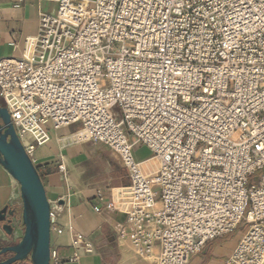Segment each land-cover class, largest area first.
<instances>
[{"label": "built area", "instance_id": "2783aa9c", "mask_svg": "<svg viewBox=\"0 0 264 264\" xmlns=\"http://www.w3.org/2000/svg\"><path fill=\"white\" fill-rule=\"evenodd\" d=\"M41 1L56 7L24 56L0 57V106L31 159L48 126L78 125L71 143L107 146L128 170L94 209L125 216L138 254L190 264L244 225L224 264H264V175L249 181L264 168V0ZM73 245L71 260L94 252L82 233Z\"/></svg>", "mask_w": 264, "mask_h": 264}, {"label": "crops", "instance_id": "0c3cea01", "mask_svg": "<svg viewBox=\"0 0 264 264\" xmlns=\"http://www.w3.org/2000/svg\"><path fill=\"white\" fill-rule=\"evenodd\" d=\"M54 7L55 4L41 0H0V57H23L26 37L37 34L40 11ZM48 128L50 140L35 148L33 161L56 211L52 219L51 249L58 259L52 258L50 264H156L153 257L138 254L131 241L120 235L126 221L124 215L107 209L99 213L94 209L96 204L111 203L118 188L130 183L122 158L101 144L71 143L68 136L77 127ZM152 156L142 160L143 167L155 164V159L148 160ZM60 165L65 169L61 170ZM99 194L103 200L97 199ZM23 207L19 185L16 186L13 176L0 162V214L7 210L6 220H0V248L16 244L23 237ZM12 211L14 215L10 214ZM10 219L12 234L4 229ZM77 233L93 243L94 252L83 253L75 261L71 257ZM227 237L208 241L191 257L190 264H224L237 245Z\"/></svg>", "mask_w": 264, "mask_h": 264}, {"label": "water", "instance_id": "95a60500", "mask_svg": "<svg viewBox=\"0 0 264 264\" xmlns=\"http://www.w3.org/2000/svg\"><path fill=\"white\" fill-rule=\"evenodd\" d=\"M0 162L19 184L23 199L24 235L13 245L0 248V264H15L31 256L33 264H50L51 204L37 166L26 152L11 120L8 109L0 106ZM15 214V211L10 213ZM7 210L0 214L5 221ZM12 219L4 229L13 233ZM10 253L11 256L5 257Z\"/></svg>", "mask_w": 264, "mask_h": 264}, {"label": "rangeland", "instance_id": "374dc122", "mask_svg": "<svg viewBox=\"0 0 264 264\" xmlns=\"http://www.w3.org/2000/svg\"><path fill=\"white\" fill-rule=\"evenodd\" d=\"M3 104V103H2ZM74 127H77L78 129V125H73ZM152 151L148 149V147L142 146V145H137L134 148V157L136 158V160L138 161H142L147 159L148 157H150L152 155ZM123 162V160H122ZM124 164V162H123ZM148 165H145V167H147ZM264 175V168L260 169L256 172H253L250 176H249V181L251 183H258L259 180L262 178V176ZM19 185V184H18ZM20 187V186H19ZM21 191V190H20ZM246 226L241 225L240 227L237 228V230H235L234 232H232L231 234L227 235L228 239H233V242H235L236 244L238 243L240 237L242 236L243 231L245 230ZM11 256L10 253L6 254L5 257H9ZM4 258V257H3ZM16 264H33L31 256H29L26 260L18 262Z\"/></svg>", "mask_w": 264, "mask_h": 264}]
</instances>
